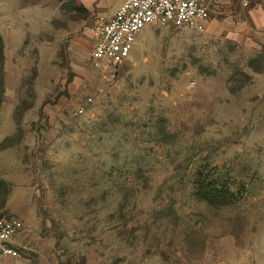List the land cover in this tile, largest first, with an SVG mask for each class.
<instances>
[{"label": "rangeland", "instance_id": "1", "mask_svg": "<svg viewBox=\"0 0 264 264\" xmlns=\"http://www.w3.org/2000/svg\"><path fill=\"white\" fill-rule=\"evenodd\" d=\"M82 9L0 0V217L36 249L0 264H264V35L154 23L97 67Z\"/></svg>", "mask_w": 264, "mask_h": 264}, {"label": "built area", "instance_id": "2", "mask_svg": "<svg viewBox=\"0 0 264 264\" xmlns=\"http://www.w3.org/2000/svg\"><path fill=\"white\" fill-rule=\"evenodd\" d=\"M213 0H122L108 18L101 17L94 33L90 58L97 67H117L131 58L138 35L150 24H172L179 29L205 32ZM24 221L14 215L0 218V255L20 258L36 249L23 240Z\"/></svg>", "mask_w": 264, "mask_h": 264}, {"label": "crops", "instance_id": "3", "mask_svg": "<svg viewBox=\"0 0 264 264\" xmlns=\"http://www.w3.org/2000/svg\"><path fill=\"white\" fill-rule=\"evenodd\" d=\"M72 1L87 13V18L84 20L89 22V28L93 27L94 23L101 17L108 18L113 15L122 3V0ZM211 16L208 28L212 30L219 26H226L225 23H237L238 25L236 24L232 30V36L243 43L253 44L256 37L264 35V0H260L255 6L252 5L251 0H213L211 2ZM89 28L86 33L88 35L78 37L75 40V46L87 50L91 43V52L94 33Z\"/></svg>", "mask_w": 264, "mask_h": 264}, {"label": "trees", "instance_id": "4", "mask_svg": "<svg viewBox=\"0 0 264 264\" xmlns=\"http://www.w3.org/2000/svg\"><path fill=\"white\" fill-rule=\"evenodd\" d=\"M260 2V0H251V3L253 6L257 5ZM4 42L3 38L0 35V60H1V65L3 67L4 61H5V55H4ZM261 71V69H258ZM59 87L55 89V100L52 102H57L58 97L60 96L61 93H59ZM49 102V101H48ZM197 186V194L199 196H202L206 199H208L211 202L217 203V202H226L230 200L229 196V189L226 188L225 186L221 185L216 179H213L205 174V172L200 173L198 176V179L196 181ZM9 215V214H8ZM4 215V216H8ZM1 218V217H0Z\"/></svg>", "mask_w": 264, "mask_h": 264}]
</instances>
